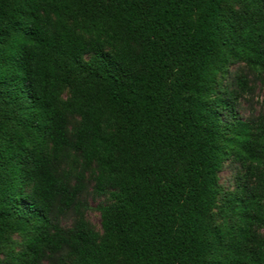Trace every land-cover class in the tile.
I'll list each match as a JSON object with an SVG mask.
<instances>
[{
  "label": "trees",
  "instance_id": "trees-1",
  "mask_svg": "<svg viewBox=\"0 0 264 264\" xmlns=\"http://www.w3.org/2000/svg\"><path fill=\"white\" fill-rule=\"evenodd\" d=\"M236 63L264 70V0H0V247L22 236L30 264H264V126L219 121ZM69 151L109 195L101 235L82 213L54 223L84 189L57 176ZM228 156L253 165L238 231L212 215Z\"/></svg>",
  "mask_w": 264,
  "mask_h": 264
},
{
  "label": "rangeland",
  "instance_id": "rangeland-1",
  "mask_svg": "<svg viewBox=\"0 0 264 264\" xmlns=\"http://www.w3.org/2000/svg\"><path fill=\"white\" fill-rule=\"evenodd\" d=\"M241 76L247 81L246 89L242 91H240L237 82V79ZM217 81L219 89L236 90L239 95L235 102L234 115L224 110L219 114V121L222 125L227 127L228 130H237L239 123L245 124L250 133H256L259 125L264 126V70L250 69L245 64L236 63L229 65L219 75ZM76 123L77 119L71 118L68 130L71 131ZM227 134L230 135V132ZM237 148L235 147L234 150ZM248 165H252V163L246 161L243 165L235 161L233 156H228L223 160L221 170L217 174L218 195L216 207L212 210L216 225L238 231L243 216L246 213L253 214L252 208H248V211L245 212H241L239 209V205L245 200L247 201L249 197L243 189L249 178L246 173ZM56 173L71 188L77 184L78 175L82 174L84 189L75 198V203L71 208L63 214L54 212L56 217L54 223H57L64 232H70L75 227L78 213H82L88 227L93 232L101 235L98 207L108 205L110 198L108 194L99 196L94 193V167L91 166L88 170H84L80 157L69 151L56 165ZM248 185L254 187L255 181L251 180ZM252 232L264 240V228L253 226ZM23 243L22 236L10 235L8 241L0 247V264H30L29 258L23 256ZM60 261L67 263L71 261L66 250L56 255H46L36 264H56Z\"/></svg>",
  "mask_w": 264,
  "mask_h": 264
}]
</instances>
